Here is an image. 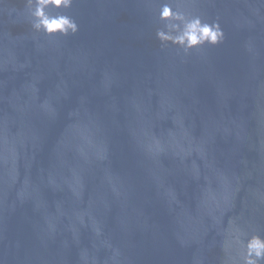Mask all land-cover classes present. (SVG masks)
I'll use <instances>...</instances> for the list:
<instances>
[{
    "label": "water",
    "instance_id": "1",
    "mask_svg": "<svg viewBox=\"0 0 264 264\" xmlns=\"http://www.w3.org/2000/svg\"><path fill=\"white\" fill-rule=\"evenodd\" d=\"M25 0L0 3V175L47 125L148 0H76L80 30H32ZM16 11L9 15V8ZM35 89V91L33 90ZM45 101L51 111L41 107Z\"/></svg>",
    "mask_w": 264,
    "mask_h": 264
},
{
    "label": "clouds",
    "instance_id": "2",
    "mask_svg": "<svg viewBox=\"0 0 264 264\" xmlns=\"http://www.w3.org/2000/svg\"><path fill=\"white\" fill-rule=\"evenodd\" d=\"M75 2L76 0H25L24 8L30 17L33 31L48 37L66 38L77 35L80 30L77 20L68 11ZM195 2L196 0H161L158 9H155L156 19L160 24L156 28L155 37L162 49L173 46L188 55L193 50L216 48L226 42V32L219 17L208 20L182 6ZM7 11L11 15L16 9L11 7ZM245 48L249 53L253 52L251 41L246 42ZM33 90L35 91L34 88ZM41 107L46 111L52 110L48 101ZM94 230L99 237L101 229L95 227ZM224 252L223 264H264V235L249 232L235 224ZM118 255L119 251L115 250L113 258ZM84 258L87 260L86 256ZM92 264H96L95 257Z\"/></svg>",
    "mask_w": 264,
    "mask_h": 264
}]
</instances>
